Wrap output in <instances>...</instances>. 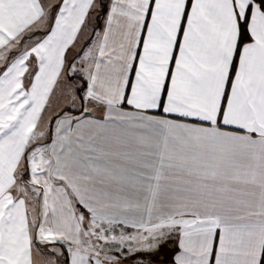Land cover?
<instances>
[{
    "label": "snow or ice",
    "instance_id": "obj_1",
    "mask_svg": "<svg viewBox=\"0 0 264 264\" xmlns=\"http://www.w3.org/2000/svg\"><path fill=\"white\" fill-rule=\"evenodd\" d=\"M0 264H264V0H0Z\"/></svg>",
    "mask_w": 264,
    "mask_h": 264
}]
</instances>
